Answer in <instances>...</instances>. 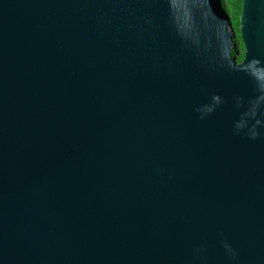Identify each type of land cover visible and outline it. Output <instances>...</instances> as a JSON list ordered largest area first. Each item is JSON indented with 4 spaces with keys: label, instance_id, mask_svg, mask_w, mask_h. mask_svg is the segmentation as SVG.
I'll return each mask as SVG.
<instances>
[{
    "label": "water",
    "instance_id": "95a60500",
    "mask_svg": "<svg viewBox=\"0 0 264 264\" xmlns=\"http://www.w3.org/2000/svg\"><path fill=\"white\" fill-rule=\"evenodd\" d=\"M0 0V264H264V0Z\"/></svg>",
    "mask_w": 264,
    "mask_h": 264
},
{
    "label": "trees",
    "instance_id": "16d2710c",
    "mask_svg": "<svg viewBox=\"0 0 264 264\" xmlns=\"http://www.w3.org/2000/svg\"><path fill=\"white\" fill-rule=\"evenodd\" d=\"M227 3L224 2L223 0V7L225 9V13L228 16L229 13H232L231 17V23L232 27L234 28V31L236 33L235 36V42L238 47H235L232 51L231 54L233 56H236L237 61H240L243 57V43L241 42L240 39V34L238 30V16L240 13V8H241V1L242 0H226Z\"/></svg>",
    "mask_w": 264,
    "mask_h": 264
},
{
    "label": "rangeland",
    "instance_id": "374dc122",
    "mask_svg": "<svg viewBox=\"0 0 264 264\" xmlns=\"http://www.w3.org/2000/svg\"><path fill=\"white\" fill-rule=\"evenodd\" d=\"M224 2L227 3L226 0H224ZM228 17H229V19H231V17H232V13H229V14H228ZM237 47H238V46H237Z\"/></svg>",
    "mask_w": 264,
    "mask_h": 264
}]
</instances>
